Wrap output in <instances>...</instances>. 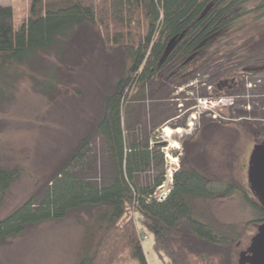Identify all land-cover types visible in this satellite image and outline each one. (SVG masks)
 <instances>
[{
    "label": "trees",
    "instance_id": "obj_1",
    "mask_svg": "<svg viewBox=\"0 0 264 264\" xmlns=\"http://www.w3.org/2000/svg\"><path fill=\"white\" fill-rule=\"evenodd\" d=\"M15 1L23 12L21 18L15 6L0 4V110L14 96L17 75L31 74L38 83L39 71L34 67L39 66L41 53L55 50L61 57L73 45L79 50L83 44L78 32L82 30L89 45L100 44L121 74L113 91L107 88L100 118L69 156L49 199L40 205L23 202L0 220V248L29 228L86 211L96 213L100 237L94 251L88 246L77 264H120L126 258L135 264H149L143 245L145 234L153 235L154 252L164 264H240L241 253L248 250L255 235L243 248L240 234H221L199 220L192 205L194 200L229 196L236 186H219L181 164L172 176L167 197L158 200L156 192L168 179L163 147L152 144V134L159 127L150 132L146 129L140 136L125 128L124 114L130 113L135 96L146 88L161 92L152 99H169L166 87L173 71L175 88L189 83L192 78L186 73L191 63L219 49L228 32L243 30L249 19L263 18L264 0ZM250 41L244 40L240 49L247 48ZM235 46L230 43L224 55L235 56ZM255 47L258 55L264 54V40ZM54 86L49 82L39 92L48 94ZM209 120L206 129L219 126L217 118ZM253 124V136L260 144L264 141V119ZM242 128L247 130V125ZM98 136L110 158V169L100 184L82 173ZM78 166L83 171L75 170ZM21 174L0 165V209ZM250 194L246 199L259 213L258 228L264 224V207Z\"/></svg>",
    "mask_w": 264,
    "mask_h": 264
},
{
    "label": "rangeland",
    "instance_id": "obj_2",
    "mask_svg": "<svg viewBox=\"0 0 264 264\" xmlns=\"http://www.w3.org/2000/svg\"><path fill=\"white\" fill-rule=\"evenodd\" d=\"M0 4L15 6L17 16L23 17L15 0H0ZM78 35L83 44L79 50L73 45L61 57L55 50L41 53L38 69L34 67L39 71L38 83L31 74L17 75L14 96L0 110V165L22 173L7 192L0 220L23 202L40 205L49 199L69 156L100 118L107 88L113 91L119 80L121 71L104 55L102 46L89 45L83 30ZM247 38L251 40L249 46L240 49ZM262 40L264 16L257 21L249 19L243 30L228 32L219 49L191 63L186 76L192 79L182 88H175L173 71L166 87L169 99H152L161 92L146 88L135 96L130 113L124 114L125 128L140 136L146 129L150 132L159 127L152 134V144L167 143L163 147L167 174L189 165L219 186H236L229 196L194 200L192 205L196 217L221 234H240L243 248L249 246L257 232L255 222L260 219L246 198L252 192L249 160L259 142L251 128L264 119V54L258 55L255 47ZM230 43L236 45L235 56L224 55ZM28 69L35 72L33 67ZM49 82L55 84L51 91L39 92ZM175 114L180 116L164 124ZM210 118H217L219 126L206 129ZM244 124L247 130L242 128ZM165 128L173 134L167 136ZM91 147L86 165L92 170L86 168L82 173L100 184L110 169V158L100 136ZM75 170L83 171L80 166ZM163 186L156 197L171 189L170 177ZM95 220V212L79 211L65 220L29 228L24 235L2 244L0 264H77L86 248L94 251L100 237ZM145 235L147 261L164 264L154 252L153 235ZM120 264L135 262L126 258Z\"/></svg>",
    "mask_w": 264,
    "mask_h": 264
},
{
    "label": "water",
    "instance_id": "obj_3",
    "mask_svg": "<svg viewBox=\"0 0 264 264\" xmlns=\"http://www.w3.org/2000/svg\"><path fill=\"white\" fill-rule=\"evenodd\" d=\"M165 146L167 143H162V147ZM249 162L248 184L264 207V141L254 146ZM257 229L248 250L240 255V264H264V224L258 225Z\"/></svg>",
    "mask_w": 264,
    "mask_h": 264
},
{
    "label": "built area",
    "instance_id": "obj_4",
    "mask_svg": "<svg viewBox=\"0 0 264 264\" xmlns=\"http://www.w3.org/2000/svg\"><path fill=\"white\" fill-rule=\"evenodd\" d=\"M174 172H176V169H174L173 171H172V170H169V173L167 174V177H170V180H171L172 182H173V177H172V176H173ZM163 187H164V186L159 187L158 190H160V189H164ZM169 192H170V190H168V192L165 193L163 196L159 197L158 200H160V201H164L165 198L167 197V195H168ZM155 197H156V195H155ZM147 240H148V237H144V238H143V241H147Z\"/></svg>",
    "mask_w": 264,
    "mask_h": 264
},
{
    "label": "bare ground",
    "instance_id": "obj_5",
    "mask_svg": "<svg viewBox=\"0 0 264 264\" xmlns=\"http://www.w3.org/2000/svg\"><path fill=\"white\" fill-rule=\"evenodd\" d=\"M179 130H177V132H178ZM164 133H166V135L167 136H170V135H172L173 134V132L170 130V129H168V128H165L164 129ZM175 148L177 147V145H175L174 146ZM173 161H176L175 159H172Z\"/></svg>",
    "mask_w": 264,
    "mask_h": 264
},
{
    "label": "flooded vegetation",
    "instance_id": "obj_6",
    "mask_svg": "<svg viewBox=\"0 0 264 264\" xmlns=\"http://www.w3.org/2000/svg\"><path fill=\"white\" fill-rule=\"evenodd\" d=\"M250 164V163H249Z\"/></svg>",
    "mask_w": 264,
    "mask_h": 264
}]
</instances>
